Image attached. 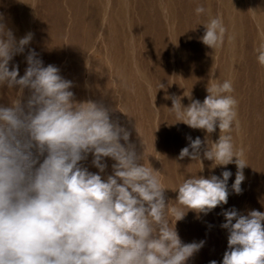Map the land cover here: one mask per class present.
<instances>
[{
	"label": "clouds",
	"instance_id": "obj_1",
	"mask_svg": "<svg viewBox=\"0 0 264 264\" xmlns=\"http://www.w3.org/2000/svg\"><path fill=\"white\" fill-rule=\"evenodd\" d=\"M205 11L195 9L197 15ZM203 26L200 41L213 50L221 47L227 32L222 17L210 16ZM32 39L30 32L17 39L0 18V88L17 90L16 99L0 103V264H186L205 241L182 242L177 221L189 210L207 215L227 204L232 173L190 176L175 190L181 207L166 202L160 171L145 163L131 133L111 119L113 109L78 101L73 82L57 66H44L33 49L22 76L18 65L10 68ZM255 52L264 67V39ZM206 91L203 102L184 93L187 106L183 97L165 96L177 122L206 133L203 141L187 137L189 145L177 159L199 161L200 172L201 153L213 169L235 163L231 188L239 195L248 165L230 135L238 123L233 84L214 82ZM89 154L98 172L82 163ZM105 158L114 163L111 174L102 176ZM222 215L228 232L222 264H264V212L232 208Z\"/></svg>",
	"mask_w": 264,
	"mask_h": 264
},
{
	"label": "rangeland",
	"instance_id": "obj_2",
	"mask_svg": "<svg viewBox=\"0 0 264 264\" xmlns=\"http://www.w3.org/2000/svg\"><path fill=\"white\" fill-rule=\"evenodd\" d=\"M197 6L205 13L197 15ZM217 15L227 32L223 45L213 50L199 38L203 24ZM0 18L17 39L33 34L10 68L18 65L22 76L28 50L33 49L44 66H57L61 76L73 82L70 90L78 101L91 99L113 109L111 119L131 133L130 142L138 154L144 152L145 163L160 171L166 202L181 207L175 190L190 176L232 173L227 204L207 215L189 210L176 223L182 242L205 241L186 264H222L228 237L221 227L222 212H264V67L255 52L264 39V0H0ZM225 80L232 82L231 94L238 100V123L230 135L248 165L239 195L231 188L235 163L213 169L201 153L200 172L199 161L177 159L189 145L187 137L203 141L206 133L177 122L168 109L171 99H165L183 97L181 103L187 106L191 101L184 93H191L192 99L203 102L207 85ZM160 83L164 88L159 89ZM15 91L0 88V103L16 99ZM218 138L217 128L211 139ZM91 161L89 154L82 163L98 172ZM104 162L108 167L102 176L111 174L114 163L110 158Z\"/></svg>",
	"mask_w": 264,
	"mask_h": 264
},
{
	"label": "bare ground",
	"instance_id": "obj_3",
	"mask_svg": "<svg viewBox=\"0 0 264 264\" xmlns=\"http://www.w3.org/2000/svg\"><path fill=\"white\" fill-rule=\"evenodd\" d=\"M97 50V49H96ZM96 52V51H95ZM84 67V66H83ZM84 69V68H83Z\"/></svg>",
	"mask_w": 264,
	"mask_h": 264
}]
</instances>
